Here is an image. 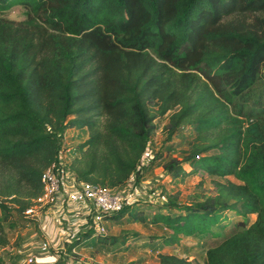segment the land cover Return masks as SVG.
Wrapping results in <instances>:
<instances>
[{
  "label": "trees",
  "instance_id": "obj_1",
  "mask_svg": "<svg viewBox=\"0 0 264 264\" xmlns=\"http://www.w3.org/2000/svg\"><path fill=\"white\" fill-rule=\"evenodd\" d=\"M15 7L26 20L1 16ZM166 117L163 151L148 159ZM186 127L179 159L173 141ZM73 130L88 136L68 149L78 181L122 189L162 168L212 182L200 200L168 197L153 212L158 203L139 199L104 215L165 230L150 246L160 264H197L161 253L183 238L218 241L201 245L203 264H264V0H0V246L11 219L38 225L25 212ZM130 237L140 235L91 229L64 252L78 261L74 251Z\"/></svg>",
  "mask_w": 264,
  "mask_h": 264
},
{
  "label": "rangeland",
  "instance_id": "obj_2",
  "mask_svg": "<svg viewBox=\"0 0 264 264\" xmlns=\"http://www.w3.org/2000/svg\"><path fill=\"white\" fill-rule=\"evenodd\" d=\"M28 12L24 7H15L9 12L1 14L2 17L14 21H24L27 19ZM165 122L159 123L160 130L156 132L150 144L148 159H152L153 152L158 153L163 151V138L162 132ZM87 135L77 130L70 131L65 139L66 149L63 150V158L71 160L70 152L74 146L79 145L80 142L87 140ZM192 130L184 128L181 136L175 137L173 145L175 153L173 157L182 159L184 151L188 147V143L192 139ZM69 149V150H68ZM166 153V151H165ZM81 159L83 157L81 156ZM129 193L126 194V201L133 203L136 200L144 199L156 202L151 210L155 212L156 205H161L167 202L168 197H177L180 204L190 203L194 199L200 200L203 195L214 194V186L210 179L202 178L200 176L187 178L184 182L180 180L174 181L163 172L162 168H157L149 172L141 183H136L134 180L130 181L126 186ZM162 192L165 197H162ZM143 210L148 212L147 206H140ZM64 211L62 215L55 217L54 224L51 225L44 217L38 222V225L28 224L26 222L18 221L16 218L11 219L9 222L3 224V232L8 239L6 247L0 246L4 249V253L0 258L1 264H26L29 255L37 257L39 260L52 262L53 264H60V257H64L65 264H74V258L65 254V244L68 243L73 236L74 232L79 228H84L85 223L83 220L74 219L71 224L69 217L74 214V208L68 207L67 204L62 208ZM70 211V212H69ZM44 216V214H43ZM257 216H250V224L255 222ZM232 225L228 228L232 230L235 223L239 221L237 217L231 215L229 217ZM51 225V231L47 230V226ZM108 234L110 236L123 235L126 232H133L140 235V237H130V241L125 246L113 247L112 249H86L77 254L79 256L78 264H160L158 259V252L156 253L150 247L151 244L157 243L159 237L166 234V231L151 224L133 223L116 225L108 223L106 225ZM87 228V227H86ZM50 232V236L47 233ZM49 238L52 242L49 253L43 254L40 251L41 245ZM218 241L210 239H188L183 238L178 246L166 247L162 249L161 253L168 255H178L189 257L196 261L197 264L204 263V248H210L216 245Z\"/></svg>",
  "mask_w": 264,
  "mask_h": 264
},
{
  "label": "built area",
  "instance_id": "obj_3",
  "mask_svg": "<svg viewBox=\"0 0 264 264\" xmlns=\"http://www.w3.org/2000/svg\"><path fill=\"white\" fill-rule=\"evenodd\" d=\"M62 155L63 151L60 153L59 162L52 164L43 172L41 177L43 194L34 201V205L25 212V216L36 221H40L44 217L49 224L51 216V225H53L54 214L58 213L57 217L61 216L64 211L62 208L67 204L68 207L74 208L75 212L70 214V223L73 224L74 219H82L87 227H79L68 243H71L79 234L91 229L100 235H107V223L104 221V215L118 212L124 204L128 203L126 201V194L129 193L126 189L127 185L122 189H112L78 181L77 176L68 168V160L64 159ZM51 225H46L47 230L51 231ZM47 235L50 236V232ZM51 242L49 238H46L41 245L40 251L43 254L49 253L52 246ZM3 253L4 249L0 248V258ZM74 253L79 254L75 251ZM77 262L75 260L74 264H78ZM26 264L53 263L29 255Z\"/></svg>",
  "mask_w": 264,
  "mask_h": 264
},
{
  "label": "crops",
  "instance_id": "obj_4",
  "mask_svg": "<svg viewBox=\"0 0 264 264\" xmlns=\"http://www.w3.org/2000/svg\"><path fill=\"white\" fill-rule=\"evenodd\" d=\"M84 250H86V249H84Z\"/></svg>",
  "mask_w": 264,
  "mask_h": 264
}]
</instances>
